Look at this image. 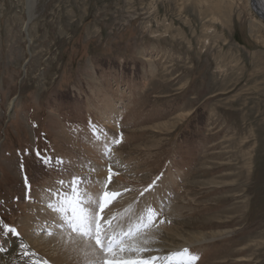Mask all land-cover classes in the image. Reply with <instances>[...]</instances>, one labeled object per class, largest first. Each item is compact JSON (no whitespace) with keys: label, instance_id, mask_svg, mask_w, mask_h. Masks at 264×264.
Wrapping results in <instances>:
<instances>
[{"label":"rangeland","instance_id":"374dc122","mask_svg":"<svg viewBox=\"0 0 264 264\" xmlns=\"http://www.w3.org/2000/svg\"><path fill=\"white\" fill-rule=\"evenodd\" d=\"M249 5L36 0L30 20V0H0V220L41 264L56 262L32 244L52 238L32 228L48 213L38 201L67 172L49 174L35 151L102 177L89 121L123 134L113 148L114 184L132 189L123 204L163 174L157 204L194 241L196 264H264V21ZM21 158L31 202L16 200ZM20 243L9 239L0 264H31Z\"/></svg>","mask_w":264,"mask_h":264},{"label":"snow or ice","instance_id":"6c2138e0","mask_svg":"<svg viewBox=\"0 0 264 264\" xmlns=\"http://www.w3.org/2000/svg\"><path fill=\"white\" fill-rule=\"evenodd\" d=\"M89 127L91 142L103 162L102 177L92 175L97 173V168L91 163L88 172L81 174L66 168L62 157L35 151L36 161L49 174L67 172V178L62 176L55 181V186L44 190L43 200L38 201L43 202L44 210L49 213L42 234L55 237L53 247L70 252L74 264H196L199 256L187 247L169 253H164L160 247H149L160 243L157 236L161 227L171 223L164 218L163 209L146 196L157 190L163 174L139 189L130 203L123 204L125 194L132 189L114 184V178L120 173L117 171L119 163L113 160V148L123 142V134L110 135L91 121ZM18 168L24 195L17 196L16 200L31 202L32 185L23 158ZM11 237L21 241L22 255L32 258L31 264H41L20 231L0 220V253L8 251ZM43 264L49 261L45 259Z\"/></svg>","mask_w":264,"mask_h":264},{"label":"bare ground","instance_id":"6f19581e","mask_svg":"<svg viewBox=\"0 0 264 264\" xmlns=\"http://www.w3.org/2000/svg\"><path fill=\"white\" fill-rule=\"evenodd\" d=\"M257 2H258V4L260 3L259 6H261L259 9L256 8ZM252 3H253V5L251 4V0H249L250 9L256 15V17L258 19H260L259 16L264 17V0H260V1L252 0ZM35 4H36V0H30V6H29V18H30V20L33 18V10H34ZM255 8H256V10H258L257 13L255 11ZM260 20H262V19H260ZM12 107H13V103L11 102L9 109H11ZM10 116H11V113H10ZM173 182H177V181L173 180ZM154 195H155V197L152 200H154L156 204L158 202L161 203L162 201H164V199L161 198L162 196L160 195V192L156 191V192H154ZM174 213L175 212L171 213L170 217H174L175 215H178V214L180 215L181 214L180 210H177V212L175 214ZM48 215H49V213L44 214V216L41 217V218H38L37 221H36V225H33L32 228L35 229V230H39V228L41 229L42 227H44V225H45V217L48 216ZM38 225H39V228H37ZM174 226H175V224L173 222H171L170 224H168V225L165 224V225H163L161 227V229L165 233H167L168 235L173 237L171 243L163 244L162 241L159 239V236H157V239L160 241V243L159 244L150 245L149 247H160V248H163V250H167V251L171 252V251L182 250L185 247H187L189 249L190 247L195 245L193 243L194 241L191 242V241H189L188 238H184V236L180 235L179 228H175ZM180 237H182V239ZM176 241H181L183 243L182 244H178ZM55 243H56L55 237H52L50 240H48V239H45L44 236H41V235H38V234H37V239L34 242H32V244H33L34 248H36L37 252H40V254H42L44 256H47L48 258L52 259L53 261L56 262V264H65V263L66 264H74L73 260L70 258L72 254L70 252L63 251V250H61L59 248H54L53 245ZM6 255H7V253H3V256H5V258H6ZM60 255L68 257V258H66V262L65 263L60 262L59 259L57 258V257H60Z\"/></svg>","mask_w":264,"mask_h":264},{"label":"water","instance_id":"95a60500","mask_svg":"<svg viewBox=\"0 0 264 264\" xmlns=\"http://www.w3.org/2000/svg\"><path fill=\"white\" fill-rule=\"evenodd\" d=\"M257 1H260V0H257ZM251 4L253 5V3H252V0H251ZM260 4V3H259ZM259 4H258V2H257V6H256V8L257 9H259L261 6H259ZM256 8H255V11H256V13L258 12V10H256ZM259 16V15H258ZM260 17V19H262L263 21H264V17H262V16H259Z\"/></svg>","mask_w":264,"mask_h":264}]
</instances>
